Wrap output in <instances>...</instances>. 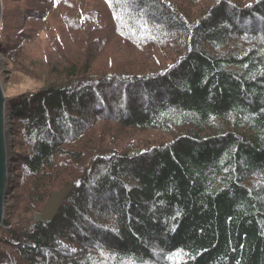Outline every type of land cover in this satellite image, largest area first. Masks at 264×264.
I'll use <instances>...</instances> for the list:
<instances>
[{"label": "trees", "instance_id": "16d2710c", "mask_svg": "<svg viewBox=\"0 0 264 264\" xmlns=\"http://www.w3.org/2000/svg\"><path fill=\"white\" fill-rule=\"evenodd\" d=\"M97 6L34 9L17 39L3 15L6 82L34 62L40 88L6 95L19 195L0 264H264V0ZM45 39L47 65L25 51ZM54 191L69 198L34 224Z\"/></svg>", "mask_w": 264, "mask_h": 264}, {"label": "rangeland", "instance_id": "374dc122", "mask_svg": "<svg viewBox=\"0 0 264 264\" xmlns=\"http://www.w3.org/2000/svg\"><path fill=\"white\" fill-rule=\"evenodd\" d=\"M71 5L72 6L75 5L76 7H83V8L87 5H95L96 7H99V6H97V0H59V2H57V3L54 0H3V15L5 13L8 16V19L10 20L9 26L11 27V28L9 27V29L11 32L15 33L14 39H17L18 35L22 31H24L23 32L24 35H26V34L33 35L32 25L25 22V20H24V17L27 16V14L30 11L37 9L41 12H45V10L48 9L49 13L47 14V17L50 19L51 18V14H50L51 12H60L64 15H69V12L72 9V8H69ZM98 11L102 13L104 18H107V17L109 18L107 10L105 8L98 9ZM3 21H4V17H3ZM37 27L41 28L42 23L37 24ZM59 36L60 35L58 34V37ZM98 37L101 39L103 38L102 36H98ZM98 45L99 44H94L92 46L91 50L88 47L83 48L82 52L84 54H85V52L86 53H88V52L93 53L97 49ZM48 46H49V40L45 39V41L44 42L41 41V44L37 47L38 49H40L42 51L36 52V51L31 50L30 48L25 49V51H27L28 53L33 55V57L35 59H39L41 61L43 60V63L45 65H47V62L45 61L44 57L47 56V50L50 49ZM68 48H69V50H72L71 54H73V55L76 54L77 48L75 47V44L73 42H70L68 44ZM118 51H119V48H118L117 52ZM123 51L125 54L130 55V56H133L136 53L132 47L126 46V45H124ZM108 54L109 53L105 54L104 61L108 60ZM141 58L139 60H141ZM0 60H1V56H0ZM86 60L90 61V58L87 57ZM31 67H32L31 73L30 72L27 73V79L22 77V76H16L15 74H11L10 80L6 83H2L5 95L12 96V95H15V94L23 92V91H38L39 90V88H40L39 85H37L35 83L37 76L35 74H32L33 73L32 70L36 69L34 62H31ZM4 72H6V67L5 68L3 67V69H1L2 79H4L7 76L6 73H4ZM9 127H11V125H9ZM13 138H14V135H12V139ZM12 141H13L12 143L14 145V139ZM12 150H13V148H12ZM14 158L16 159L17 156H14ZM16 177H17L16 179L13 178L11 180V184L9 183L10 186L12 185L13 182H16L15 184L19 183L18 174L16 175ZM10 195H11V198H10ZM18 195L19 194H18L17 190H14V191L10 190L9 195L7 196V200L9 202L6 200V202H8L6 204L12 205V206L15 205L16 202H11V199H13V198L17 199ZM46 200H45V202H46ZM45 202L41 204L39 212H41V210H43L42 208H43ZM3 250H5V245L3 244V242L0 239V253H3ZM6 252L10 253L11 255L15 254V251L12 249V247L6 248Z\"/></svg>", "mask_w": 264, "mask_h": 264}, {"label": "water", "instance_id": "95a60500", "mask_svg": "<svg viewBox=\"0 0 264 264\" xmlns=\"http://www.w3.org/2000/svg\"><path fill=\"white\" fill-rule=\"evenodd\" d=\"M2 18V4L0 0V23ZM5 107L6 98L0 82V228L4 219V203L6 200V183H7V132L5 130ZM69 193L55 192L48 200L43 212L32 220L36 224L50 225L58 216Z\"/></svg>", "mask_w": 264, "mask_h": 264}]
</instances>
